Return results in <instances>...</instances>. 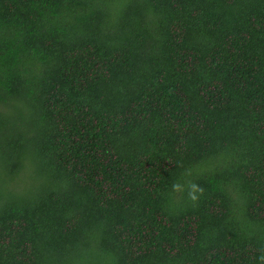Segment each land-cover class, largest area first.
<instances>
[{
	"label": "trees",
	"instance_id": "1",
	"mask_svg": "<svg viewBox=\"0 0 264 264\" xmlns=\"http://www.w3.org/2000/svg\"><path fill=\"white\" fill-rule=\"evenodd\" d=\"M0 264H264V0H0Z\"/></svg>",
	"mask_w": 264,
	"mask_h": 264
}]
</instances>
